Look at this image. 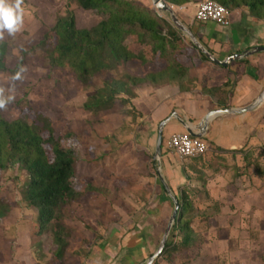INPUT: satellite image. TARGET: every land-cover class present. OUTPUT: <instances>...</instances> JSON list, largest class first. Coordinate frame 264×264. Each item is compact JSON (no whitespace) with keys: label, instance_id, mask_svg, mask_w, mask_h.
Masks as SVG:
<instances>
[{"label":"rangeland","instance_id":"1","mask_svg":"<svg viewBox=\"0 0 264 264\" xmlns=\"http://www.w3.org/2000/svg\"><path fill=\"white\" fill-rule=\"evenodd\" d=\"M137 1L153 8L150 0ZM196 3L183 8L173 5L172 9L183 23L188 19L195 21ZM67 6L74 12L79 28H89L102 18L95 11L78 7L73 0H23L21 30L11 35L5 31L0 38V48L5 50L0 88L5 90V96L13 97L0 108V115L8 120L23 118L40 129L42 124L37 113H41L44 119L51 120L62 144L76 153L74 183L80 192L62 210L65 252L62 261H58L54 256L56 244L52 233L36 235V212L25 204L21 195L26 177L20 167L14 166L0 170V203L6 207L0 216V264H145L157 249L173 210L172 205L165 212L153 197L157 192H166L154 154L156 131L155 137L148 140L145 126L131 101L117 99L112 107L98 111L84 107L106 76L94 77L91 84L83 86L72 75L50 67L45 48L50 49L53 39L45 40V48L40 42ZM158 13L171 22L167 14ZM178 58L181 64L188 65L184 82L190 83L189 86L202 82L205 66H212L209 59L200 60L196 52L192 58L185 53H180ZM156 64L163 63L160 60L144 66L133 63L116 74L120 77L122 72L143 74ZM18 74L19 78L14 79ZM165 131L159 172L169 186L171 182L173 194L181 196L182 191L206 190L201 188V182L198 187H192L191 179L184 178L186 161L166 149ZM247 161L242 167L245 170ZM200 163L204 165L207 161H196V165ZM250 163L264 166V143L252 152ZM252 182H257V186L260 183L257 179ZM202 196L191 199L195 204L214 202ZM239 202L236 207L243 212L217 215L211 223L231 220L239 224L242 230L234 232L236 238L249 240L244 241L245 250L241 248L240 254L244 257L248 253L246 248L256 250L258 245L257 252L262 259L258 258L260 262L256 264H264V188L249 193ZM154 225L159 233L152 241L149 228L152 230ZM135 239L141 240L142 247L135 246ZM87 257L94 260L86 261Z\"/></svg>","mask_w":264,"mask_h":264},{"label":"trees","instance_id":"2","mask_svg":"<svg viewBox=\"0 0 264 264\" xmlns=\"http://www.w3.org/2000/svg\"><path fill=\"white\" fill-rule=\"evenodd\" d=\"M73 1L84 10L97 12L101 20L89 28H79L74 12L67 6L40 44L45 48V40L52 38L50 49L45 48L50 67L72 75L83 86L91 84L94 77L106 76L102 86L96 88L85 102L87 109H107L117 99L131 101L135 89L143 88L144 84L174 81L184 88L188 65L180 63V53L192 58L196 52L200 60H208L167 18L137 0ZM165 1L181 6L202 0ZM215 1L229 13L241 9L264 22V0ZM156 60L163 64H156L143 74L122 72L121 77L116 74L129 64L144 66ZM3 69L5 50L0 48V70ZM209 91L213 93L215 88ZM37 115L42 124L40 129H35L34 122L23 118L8 120L0 115V170L18 166L24 172L26 180L21 195L25 204L36 212V235L52 233L56 244L54 256L61 262L66 248L62 210L80 192L74 183L76 153L70 146L62 144L51 120L44 119L41 113ZM203 155L192 158L199 161L204 159ZM253 167L255 174L264 175V166L253 164ZM178 204L175 222L158 256L169 264L179 251L202 242V231L219 211L217 200L211 204L205 202L206 206L201 209L185 191L179 196ZM4 209L6 207L0 203V216Z\"/></svg>","mask_w":264,"mask_h":264},{"label":"crops","instance_id":"3","mask_svg":"<svg viewBox=\"0 0 264 264\" xmlns=\"http://www.w3.org/2000/svg\"><path fill=\"white\" fill-rule=\"evenodd\" d=\"M189 5L191 4L183 6ZM229 18L228 26H219L212 22L199 23L191 19L185 20L184 24L209 51L220 59L264 45L263 21L252 18L241 9L232 10ZM210 65L212 66H205L206 72L202 82L191 86H189L190 83L184 82V88L174 81L144 84L143 88L135 89V96L131 99V103L145 126L148 140L155 135L157 140L158 130L161 127V144H163L165 130L168 138L174 132H187V129L194 134H200L199 137L208 143L209 149L203 157L207 163L196 165L195 158H185L183 161L186 163L183 168L186 177L182 173V177L191 179L192 187H198L197 184L201 182V188L206 190L193 189L185 192L193 199L203 195L204 199L218 200L217 215L228 216L229 213L243 212L236 207L240 204V199L253 191L256 192L259 188H264V179L258 178H264V175L255 174L253 163H250L252 152L264 143V100L251 110L239 111L254 102L264 88V52L252 53L226 66L212 62ZM213 88L215 91L212 93L209 89ZM223 108H227L228 111H216L206 123L203 122L209 112ZM163 121L164 124L160 125ZM246 161L247 170L242 168ZM252 179L259 180L258 186L257 182H252ZM245 182H247L246 186L243 185ZM169 183L172 186L170 181ZM153 197L157 198L156 204H159L165 212L168 206L173 205L167 192H157ZM176 197L179 198L177 193ZM227 199L231 201L227 202ZM206 204L201 203L199 207L203 209ZM213 219H210L208 227L202 231V242L176 253L171 264H256L260 262L262 255L257 252L258 245L256 250L246 248L247 255L244 257L241 255V248L244 249L246 246L243 244L244 241L247 243L249 240L243 241L236 238L237 235L234 232L242 230L239 224L232 223L231 220H225L224 223H221V220L219 223H211ZM155 227L154 225L152 230L149 228L150 239L155 238L159 233ZM257 238L258 236L255 241ZM137 240L135 239V246L142 247L141 240ZM250 240L253 243L251 238ZM94 251L97 252L98 247H95ZM253 252L258 255H253ZM87 260L91 262L94 258L87 257ZM156 264L169 263L163 258H158Z\"/></svg>","mask_w":264,"mask_h":264},{"label":"water","instance_id":"4","mask_svg":"<svg viewBox=\"0 0 264 264\" xmlns=\"http://www.w3.org/2000/svg\"><path fill=\"white\" fill-rule=\"evenodd\" d=\"M152 3L153 8H155L157 10V12L160 13H165L168 15L169 19L171 20L172 24L179 30L181 31L185 36H187L189 38V40L191 41V43L198 49V51H200L201 53H203L212 63L218 64L220 66H226L228 63L234 61V60H239L241 58H243L244 56L250 55L252 53L255 52H259V51H263L264 52V45H260V46H255L254 48H252L251 50H244L242 52L239 53H233L230 54L228 56H226L223 59H220L218 57H216L211 51H209V49H207L199 40L198 38L193 34V32L191 31V29L185 25L182 21H180V19L177 17V15L175 14L174 10L172 9V6L167 3L165 0H150ZM264 100V88L263 90L260 92V94L258 95V97L254 100V102L248 104L247 106H244L243 108L239 109V111H248L251 110L253 108H255L256 106H258L262 101ZM216 111H222V112H227L228 109L227 108H223V109H219V110H215L214 112L211 111L209 112L203 119V122L206 123L207 120L209 119V117L215 113ZM164 121L161 122L160 125H163ZM187 132L190 133L193 136H200V134H194L191 131H189L187 129ZM161 143H162V134H161V127H159L158 130V134H157V140H156V146H155V157L158 160V169L160 170L161 167V163H160V156H161ZM158 170V175H159V179L161 181V184L163 186V188L165 189V191L167 192V194L169 195L172 204H173V210L172 213L170 215V219L168 221V224L162 234V237L159 241V245L157 247V249L155 250V252H153L149 258L146 260L145 264H151L153 262V260L155 258L158 257V255L161 253V251L163 250L165 243L167 241L168 235L170 233L171 227L173 225V223L175 222L176 219V214L178 211V198L173 194L170 186L167 184V182L165 181V179L162 177V174L159 172Z\"/></svg>","mask_w":264,"mask_h":264},{"label":"built area","instance_id":"5","mask_svg":"<svg viewBox=\"0 0 264 264\" xmlns=\"http://www.w3.org/2000/svg\"><path fill=\"white\" fill-rule=\"evenodd\" d=\"M179 7L183 8L184 6ZM229 15L230 13L217 1L202 0L195 5L193 19L199 22H212L219 26H228ZM166 149L174 152L180 159H185L205 154L209 145L203 138L184 131L170 134L166 141Z\"/></svg>","mask_w":264,"mask_h":264},{"label":"clouds","instance_id":"6","mask_svg":"<svg viewBox=\"0 0 264 264\" xmlns=\"http://www.w3.org/2000/svg\"><path fill=\"white\" fill-rule=\"evenodd\" d=\"M23 0H0V38L7 31L10 35L21 30L24 23ZM23 71V69H21ZM19 74L14 79H18ZM5 90L0 88V108L13 99L12 96H5Z\"/></svg>","mask_w":264,"mask_h":264}]
</instances>
